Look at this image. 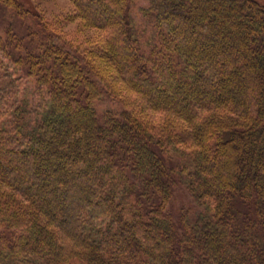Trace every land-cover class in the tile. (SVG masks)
Wrapping results in <instances>:
<instances>
[{"label": "trees", "instance_id": "trees-1", "mask_svg": "<svg viewBox=\"0 0 264 264\" xmlns=\"http://www.w3.org/2000/svg\"><path fill=\"white\" fill-rule=\"evenodd\" d=\"M69 1L85 48L0 35V264H264V5L147 0L143 47L131 0Z\"/></svg>", "mask_w": 264, "mask_h": 264}, {"label": "rangeland", "instance_id": "rangeland-1", "mask_svg": "<svg viewBox=\"0 0 264 264\" xmlns=\"http://www.w3.org/2000/svg\"><path fill=\"white\" fill-rule=\"evenodd\" d=\"M15 6L27 9L30 17L20 19L15 13L0 6V35L6 36L7 33H14L22 42L23 49L37 51L38 41L42 43L47 39L40 35L36 39L31 40L27 37V29L39 28L38 23L41 19L46 25V29L54 34L61 35L64 40L73 44H78L81 47H86L87 43L95 38V33L92 30L84 28L82 22L75 17V10L69 0H14ZM264 5V0H256ZM148 9L147 0H131L128 4V14L132 20V29L134 36L139 40L143 47H146L148 36L150 34V26L144 17V10ZM58 42L56 38L53 40ZM64 46V45H63ZM36 47V48H35ZM31 85H28V94L31 93ZM97 115L101 118L104 113L110 112L118 114L123 110V107L112 98L104 93L100 99L94 103ZM181 156L172 155V163L177 164ZM165 212L172 216L178 231H182V224L186 222L193 225L202 214V209L197 206L185 185L181 181L173 190L172 198L166 206Z\"/></svg>", "mask_w": 264, "mask_h": 264}]
</instances>
